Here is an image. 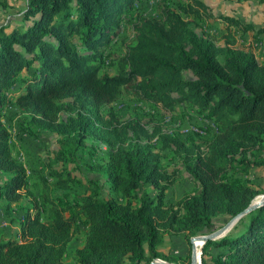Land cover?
<instances>
[{
  "label": "trees",
  "instance_id": "1",
  "mask_svg": "<svg viewBox=\"0 0 264 264\" xmlns=\"http://www.w3.org/2000/svg\"><path fill=\"white\" fill-rule=\"evenodd\" d=\"M155 1L154 16L150 0H25L19 16L0 25V209L20 226L18 234L0 236V264H69L78 227L85 240L74 252L76 264L175 263L160 251L164 234L192 246L216 220L239 217L262 194L250 175L264 167V62L237 46L232 29L259 40L264 27L216 18L201 0ZM184 17L219 19L228 31L225 44ZM125 27L134 34L131 44L122 39ZM120 39L122 50H114ZM124 97L162 115L181 109L210 121L213 128L194 135L211 130L212 139L198 144L113 110L98 116ZM14 105L62 137L55 158L62 170L52 167L54 182L43 179L32 200L3 121ZM89 139L107 149L97 175L104 174L116 197L104 193L100 180L86 185L66 168L77 164ZM165 150L197 186L176 203L166 198L180 171L163 164ZM74 187L85 190L71 195ZM238 225L204 244L201 264H264V205Z\"/></svg>",
  "mask_w": 264,
  "mask_h": 264
},
{
  "label": "rangeland",
  "instance_id": "2",
  "mask_svg": "<svg viewBox=\"0 0 264 264\" xmlns=\"http://www.w3.org/2000/svg\"><path fill=\"white\" fill-rule=\"evenodd\" d=\"M204 2L212 14L218 18L219 16L232 17L242 20L246 24L253 25L256 29L264 27V0H201ZM147 12L151 15H157L156 1L150 0L146 5ZM25 0H0V25L6 24L8 21L14 20L25 9ZM190 22V27L196 32L209 34L215 38L219 45H224L226 42L227 29L219 19H210L198 22L193 18L184 17ZM235 34L236 44L239 47L252 49L256 56L264 62V38L262 41H253L250 34L244 37L240 32L232 29ZM126 44H131L134 40V34L131 28L125 27L122 39ZM122 40L114 42L111 46L114 50H122ZM113 74V72H110ZM115 111L120 117L126 119L136 117L143 122L154 121L162 127L166 133L180 134L184 139L194 138L198 144H205L212 139L211 130L213 125L210 121H203L199 118H190L178 110L175 115H162L145 104L136 103L129 97H124L122 101L114 103L105 110L98 113L99 117L107 116L111 111ZM97 114V113H96ZM64 118L69 115L62 113ZM3 121L12 136V146L14 156L26 168L29 176V192L32 200L34 197L39 198L43 189V179L47 177L49 182H54L51 176L52 167L57 170H62L61 164L55 163L56 153L61 149L60 140L62 137L49 130H43L36 125L33 116L28 112L20 110L18 107L10 106L3 114ZM210 128L203 137H197L194 134H199L195 129L206 130ZM190 142V141H189ZM97 148L96 150L94 148ZM106 147L99 145L93 139L87 140L85 146L79 151L77 164H67L66 168L72 177L79 178L86 185L90 179H98L103 183L104 193L111 197H116V193L111 190L110 183L105 181L104 174L97 175V166L102 164L106 155ZM163 164L169 167L170 171L179 170L177 183L169 190L166 198L167 203H176L179 199L187 194L193 193L197 186L194 180L183 171V167L177 159H173V154L170 151H162ZM97 165V166H96ZM250 179L253 184L262 192V194L254 201L255 204L264 201V167L254 168L251 171ZM82 187H74L71 190V195L81 194L84 192ZM63 192L52 190L53 196H60ZM155 195V191L151 190ZM239 220L219 219L215 221V225L208 231L207 235L220 233L217 239H220L228 234H231L238 227ZM201 237V236H199ZM198 238V237H197ZM85 240V229L78 227L75 232V238L70 245L67 262L76 264L74 260V252L77 248L82 247ZM195 248L199 264H201L202 242L195 240L192 246L183 236L164 234L163 244L160 251L166 256L175 259V263L167 262L161 259L152 262L151 264H188L187 257L193 255ZM129 264V263H128Z\"/></svg>",
  "mask_w": 264,
  "mask_h": 264
},
{
  "label": "crops",
  "instance_id": "3",
  "mask_svg": "<svg viewBox=\"0 0 264 264\" xmlns=\"http://www.w3.org/2000/svg\"><path fill=\"white\" fill-rule=\"evenodd\" d=\"M251 36V34H250ZM252 38V36H251ZM264 38V36H262L259 40H254L252 38V40L255 42H260L262 41V39ZM3 202H0V207H2ZM12 219H10L5 212L0 209V236L1 235H7V236H13L18 234V232L20 231V226H19V222L18 220H16L15 222L11 221Z\"/></svg>",
  "mask_w": 264,
  "mask_h": 264
},
{
  "label": "water",
  "instance_id": "4",
  "mask_svg": "<svg viewBox=\"0 0 264 264\" xmlns=\"http://www.w3.org/2000/svg\"><path fill=\"white\" fill-rule=\"evenodd\" d=\"M264 205V201L263 202H260L258 204H255L253 203L252 206L247 209L244 213H242L239 217L233 219L232 221H235V220H240L243 216L249 214L250 212H252L253 210H255L256 208L260 207ZM220 236V233H217V234H212V235H208V236H201V237H196V238H193L192 239V243H194L195 240H199L200 242H202V248L204 246V244L208 241V240H215L217 239L218 237ZM155 262V261H154ZM155 264V263H154ZM161 264H166L164 262H162ZM192 264H199L198 262V258H197V255H196V251H195V248H193V255H192Z\"/></svg>",
  "mask_w": 264,
  "mask_h": 264
},
{
  "label": "built area",
  "instance_id": "5",
  "mask_svg": "<svg viewBox=\"0 0 264 264\" xmlns=\"http://www.w3.org/2000/svg\"><path fill=\"white\" fill-rule=\"evenodd\" d=\"M196 131H199L198 129H195ZM203 132V131H202Z\"/></svg>",
  "mask_w": 264,
  "mask_h": 264
}]
</instances>
